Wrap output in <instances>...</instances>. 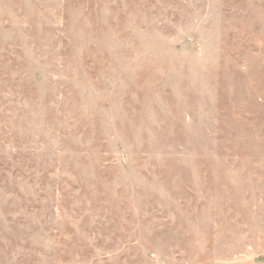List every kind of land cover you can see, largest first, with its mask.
<instances>
[{"label":"rangeland","instance_id":"374dc122","mask_svg":"<svg viewBox=\"0 0 264 264\" xmlns=\"http://www.w3.org/2000/svg\"><path fill=\"white\" fill-rule=\"evenodd\" d=\"M0 264H264V0H0Z\"/></svg>","mask_w":264,"mask_h":264}]
</instances>
